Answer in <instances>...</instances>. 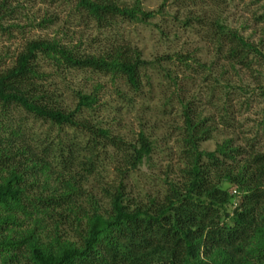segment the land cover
<instances>
[{"label": "rangeland", "instance_id": "obj_1", "mask_svg": "<svg viewBox=\"0 0 264 264\" xmlns=\"http://www.w3.org/2000/svg\"><path fill=\"white\" fill-rule=\"evenodd\" d=\"M136 1L114 0L121 7ZM139 4L150 13L142 21L117 15L99 22L79 8L77 0H0V73L14 65L30 40H54L78 55L107 56L118 47L136 50L144 61L137 91L125 76L57 66L46 56L38 58L43 76L36 82L46 98L66 112H75L78 92L95 93L97 103L81 107L76 113L79 120L133 144L143 133L151 151L137 168L123 174V183L136 202L153 198L160 203L167 182L179 180L184 163L186 125L179 100L206 129L198 149L222 158L221 172L232 167L235 171L245 160L264 153V0H139ZM237 36L250 45L240 53L235 52ZM72 135L79 139L83 133L58 127L17 105L0 108V146L10 151L21 152L27 146L39 156L43 146L49 142L54 146L52 139ZM225 141L239 150L234 159L218 152ZM120 156L108 147L102 153L101 172L86 177L83 188L95 198L78 199L86 211L92 206L102 213L109 209L103 187L122 179L117 170ZM16 158L24 159L20 154ZM207 160L203 157L204 163ZM44 183L60 187L53 175L47 182L40 178L34 196L47 191ZM222 185L234 195L232 210L242 194L230 182ZM69 237L76 239L73 230Z\"/></svg>", "mask_w": 264, "mask_h": 264}, {"label": "trees", "instance_id": "obj_2", "mask_svg": "<svg viewBox=\"0 0 264 264\" xmlns=\"http://www.w3.org/2000/svg\"><path fill=\"white\" fill-rule=\"evenodd\" d=\"M77 6L99 22L117 15L142 21L150 15L141 10L139 0L130 7L114 0H77ZM237 37L241 46L235 52L240 53L250 45ZM39 56L57 66L125 76L135 91L144 64L132 49L118 47L107 56L78 55L54 40L37 39L28 41L14 65L0 73L1 109L17 105L58 127L83 133L79 139H52L54 146L49 142L39 156L27 146L21 152L0 146V264H264V153L235 171L232 167L221 172L222 158L198 149L206 129L179 100L186 125L180 178L167 182L164 201L136 202L126 193L123 174L142 163L151 142L143 133L138 143L126 142L108 129L79 120L81 107L97 103L95 93L78 92L75 112L52 104L36 82L43 76ZM108 147L121 152L117 170L122 179L103 187L109 199L105 213L95 206L86 211L78 199L95 198L83 184L87 176L101 172L102 153ZM218 152L232 159L240 153L226 141ZM19 154L23 161L16 158ZM52 175L60 187L44 183L47 191L34 196L40 178L47 182ZM226 182L242 194L232 210L234 195L222 185ZM72 230L75 240L69 237Z\"/></svg>", "mask_w": 264, "mask_h": 264}]
</instances>
